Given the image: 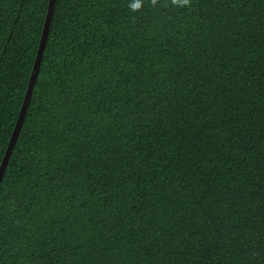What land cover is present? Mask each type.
<instances>
[{"label":"trees","instance_id":"obj_1","mask_svg":"<svg viewBox=\"0 0 264 264\" xmlns=\"http://www.w3.org/2000/svg\"><path fill=\"white\" fill-rule=\"evenodd\" d=\"M130 2H54L0 264H264V0ZM47 4L0 0V161Z\"/></svg>","mask_w":264,"mask_h":264},{"label":"water","instance_id":"obj_2","mask_svg":"<svg viewBox=\"0 0 264 264\" xmlns=\"http://www.w3.org/2000/svg\"><path fill=\"white\" fill-rule=\"evenodd\" d=\"M54 2L55 0H48V4H47V10H46V14H45V18H44V23H43V27L41 30V34H40V38H39V42H38V47L36 50V55H35V59L32 65V69H31V73L29 76V80H28V84H27V88L26 91L24 93V97L11 133V136L9 138V142L7 144V147L4 151V154L2 156V159L0 161V181L2 179V175L4 172V169L7 165L8 162V158L10 156L11 150L14 146L15 140L18 136L19 130L21 128L25 113H26V109L28 107V103L30 100V96L32 93V89H33V85H34V81L35 78L37 76V72H38V68H39V64L41 61V57H42V53H43V49H44V45L46 42V38H47V34H48V30H49V26H50V21H51V17H52V12H53V7H54Z\"/></svg>","mask_w":264,"mask_h":264},{"label":"clouds","instance_id":"obj_3","mask_svg":"<svg viewBox=\"0 0 264 264\" xmlns=\"http://www.w3.org/2000/svg\"><path fill=\"white\" fill-rule=\"evenodd\" d=\"M144 3L145 0H131V2L128 4V8L132 12H139L143 9ZM148 3L153 8L159 6L162 8L171 7L177 9H184V8L190 9L192 7V0H148Z\"/></svg>","mask_w":264,"mask_h":264}]
</instances>
